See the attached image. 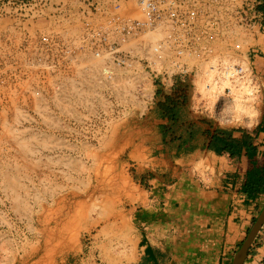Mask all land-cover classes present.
Instances as JSON below:
<instances>
[{"label": "rangeland", "instance_id": "374dc122", "mask_svg": "<svg viewBox=\"0 0 264 264\" xmlns=\"http://www.w3.org/2000/svg\"><path fill=\"white\" fill-rule=\"evenodd\" d=\"M36 2L47 4L43 14ZM53 2L66 0H0V264H131L135 236L122 217L128 207L120 196L129 180L145 185L155 173L122 169L129 152L121 144L130 131L154 121L148 115L129 119L100 140L68 137L65 120L41 118L39 108L47 106L52 91L38 88L30 72L23 77L14 62L23 34L46 27ZM20 3L26 6L16 12ZM186 119L203 128L211 124L191 103ZM165 120L154 125L158 134ZM153 139L160 142L162 136ZM263 207L261 200L248 213L232 260ZM245 264H264V232Z\"/></svg>", "mask_w": 264, "mask_h": 264}, {"label": "built area", "instance_id": "2783aa9c", "mask_svg": "<svg viewBox=\"0 0 264 264\" xmlns=\"http://www.w3.org/2000/svg\"><path fill=\"white\" fill-rule=\"evenodd\" d=\"M262 4V0H148L145 7L144 0L53 2L46 27L31 36L23 34L14 65L24 69L23 77L30 72L48 95L52 91L47 106L39 108L41 118L65 120L68 137L101 140L115 135L119 125L142 119L154 108L158 92H165L164 73L214 55L250 65L261 88L256 105L261 111L264 80L253 55L264 49ZM46 5L34 6L43 14ZM25 6L20 3L14 10ZM174 79V88L187 85L192 95V74ZM190 103L206 117L191 97ZM223 103L221 98L217 113ZM143 112L147 114L141 118ZM263 232L264 225L256 240Z\"/></svg>", "mask_w": 264, "mask_h": 264}, {"label": "crops", "instance_id": "0c3cea01", "mask_svg": "<svg viewBox=\"0 0 264 264\" xmlns=\"http://www.w3.org/2000/svg\"><path fill=\"white\" fill-rule=\"evenodd\" d=\"M253 64L264 80V49L253 55ZM155 112L151 109L147 114L154 122L130 131L121 144L129 152V162L122 169L129 165L155 173L145 185L129 180L120 196L128 207L122 217L132 225L135 236L137 252L131 264H231L230 254L247 227L248 213L264 200V194L250 199L241 191L254 163L264 165V89L260 123L250 133L254 161L244 149L234 157L222 153L221 141H212V136L203 133L193 140L183 136L169 152L164 142L153 139L161 135L154 125L163 120ZM162 123L166 125L167 120ZM241 137V133H233V138ZM184 142L189 146L179 150ZM119 145L117 142L116 147ZM200 159L215 169L213 183L207 187L191 171Z\"/></svg>", "mask_w": 264, "mask_h": 264}, {"label": "clouds", "instance_id": "9594fccd", "mask_svg": "<svg viewBox=\"0 0 264 264\" xmlns=\"http://www.w3.org/2000/svg\"><path fill=\"white\" fill-rule=\"evenodd\" d=\"M147 4L148 0H144L145 7ZM235 47L239 49L240 44ZM157 71L162 72L159 68ZM178 74L182 77L192 74L191 102L201 105L202 112L207 113L206 117L220 130L242 129L250 134L259 125L262 113L256 105L261 88L253 79L250 65L243 60L214 55L203 62L181 65L179 71L163 74L161 82L165 92L171 93L176 84L174 77ZM104 75H109L107 69ZM221 98H224V103L217 113ZM146 114L141 113V118ZM191 171L205 187L213 183L215 169L206 160L196 161Z\"/></svg>", "mask_w": 264, "mask_h": 264}, {"label": "trees", "instance_id": "16d2710c", "mask_svg": "<svg viewBox=\"0 0 264 264\" xmlns=\"http://www.w3.org/2000/svg\"><path fill=\"white\" fill-rule=\"evenodd\" d=\"M262 1V11L264 12V0ZM190 97L191 90L187 85L181 83H178L170 94L161 90L158 92L155 114L157 117L167 120V124L163 125L161 130L164 144L169 147L172 143L181 141L185 135H187L188 139L193 140L198 133H203L207 136H212V141H221L222 153H227L234 157L240 155V151L244 149L251 160L254 161L255 151L252 149L251 136L248 132L242 129L222 131L215 127L212 122L209 128L206 129L194 122L187 121L186 110L190 103ZM235 132H243L241 133L242 137L239 139L233 138V133ZM187 146L189 145L184 142V145L178 149L187 148ZM209 146H211V143ZM241 191L248 195L250 199H256L260 194H264V165L258 167L254 163V171L246 173Z\"/></svg>", "mask_w": 264, "mask_h": 264}, {"label": "water", "instance_id": "95a60500", "mask_svg": "<svg viewBox=\"0 0 264 264\" xmlns=\"http://www.w3.org/2000/svg\"><path fill=\"white\" fill-rule=\"evenodd\" d=\"M263 225H264V207L261 210L259 216L254 221L240 249L236 252L232 260V264H245L250 248Z\"/></svg>", "mask_w": 264, "mask_h": 264}]
</instances>
